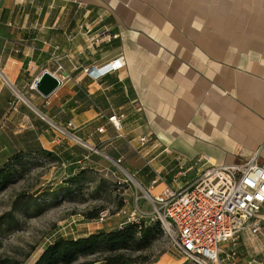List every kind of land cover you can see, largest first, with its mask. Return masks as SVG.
<instances>
[{
    "label": "crops",
    "instance_id": "1",
    "mask_svg": "<svg viewBox=\"0 0 264 264\" xmlns=\"http://www.w3.org/2000/svg\"><path fill=\"white\" fill-rule=\"evenodd\" d=\"M117 58L96 80L84 72ZM45 70L68 77L47 99L28 87ZM30 112L119 157L128 146L106 118L123 112L127 139H151L129 170L152 195L174 187L178 163L179 185L191 180L203 156L220 166L257 153L264 167V0H0V126ZM236 250L234 264L264 256V226Z\"/></svg>",
    "mask_w": 264,
    "mask_h": 264
},
{
    "label": "rangeland",
    "instance_id": "2",
    "mask_svg": "<svg viewBox=\"0 0 264 264\" xmlns=\"http://www.w3.org/2000/svg\"><path fill=\"white\" fill-rule=\"evenodd\" d=\"M55 66L56 71H62V65L60 70L57 64ZM32 83L33 80L28 82L29 88ZM14 91L15 95H18V91ZM14 118L11 123L0 126V165L18 151L44 150L53 153L56 160L41 159L39 156L34 158L36 165L32 170L0 196V216L10 211L9 208L17 194H25L28 198L36 197L42 202V211L30 210L26 215H16L18 219L12 223L11 228L0 229L1 259H9L16 264H33L44 246L49 244L48 241L117 228L127 222L136 206L148 214L141 218L140 222L154 219L151 206L142 197V186L138 185L133 172L129 170L139 168L143 161L129 150L130 148L125 147L126 153L120 157L115 151L103 155L89 150L83 145L84 142L79 144L71 137L65 138L64 141L62 138H56L64 136L58 132L59 126L50 123V127L32 112L23 126L18 124V114ZM70 133L73 134L72 131H69ZM53 139L59 143H51ZM67 155L70 159L68 161ZM117 158H121L123 172L116 170L112 164ZM79 172H83L85 181L81 182L79 190L70 184L72 194L66 197L65 188L69 186L66 181ZM126 175L132 177V181L127 180ZM49 189L58 193L57 199H45L52 195ZM136 197L139 198L137 203ZM92 210H102L100 213H105L102 221L85 219L84 214ZM154 244L142 255L150 257L151 260L147 264H196L185 261L177 253L171 234L164 233ZM84 261L104 264L100 256L80 260Z\"/></svg>",
    "mask_w": 264,
    "mask_h": 264
},
{
    "label": "built area",
    "instance_id": "3",
    "mask_svg": "<svg viewBox=\"0 0 264 264\" xmlns=\"http://www.w3.org/2000/svg\"><path fill=\"white\" fill-rule=\"evenodd\" d=\"M100 35H98L99 37ZM58 65V70L61 66ZM124 66L122 58L112 60L101 68H88L84 72L94 80ZM105 70L100 71V69ZM56 76V75H55ZM57 78V77H56ZM68 77H61L62 80ZM38 78L33 80V89ZM92 106H95L91 102ZM97 107V106H95ZM102 115V114H101ZM123 112L113 113L106 123L125 140L128 148L142 160L144 150L149 145V136L127 139L122 133ZM66 138L83 144L78 138L57 128ZM98 134L105 132V126L96 129ZM85 147L86 145L83 144ZM91 151L95 148L87 147ZM150 160L145 166L151 169ZM201 171L179 185V177L186 175L183 165L178 163L179 175L171 181L174 187L164 185L157 195H152L143 187V199L151 206V221H159L165 234L172 235L175 249L185 261L196 264L237 263L239 256L236 246L243 232L251 235L262 234L264 226V167L257 163V153L242 164L212 165L206 158L200 157ZM116 170L123 172L121 158L112 162ZM132 181V177L126 175ZM161 179V178H160ZM162 181V179L160 180ZM126 182V181H124ZM121 183V182H119ZM138 183V182H137ZM139 186L140 183H138ZM136 197V203L138 202ZM146 212L136 206L127 219V223L138 224ZM105 213H100L96 221H102ZM50 243V241H48ZM246 264H264V256L251 259Z\"/></svg>",
    "mask_w": 264,
    "mask_h": 264
},
{
    "label": "trees",
    "instance_id": "4",
    "mask_svg": "<svg viewBox=\"0 0 264 264\" xmlns=\"http://www.w3.org/2000/svg\"><path fill=\"white\" fill-rule=\"evenodd\" d=\"M38 156L41 159L56 160L53 153L44 150L18 151L10 155L0 165V196L32 170L33 166L36 165L34 158L37 159ZM66 159L68 161V155ZM82 173L79 172L66 181L69 184L65 188L67 195L65 192L61 193L69 197L72 194L70 184L75 185L76 190H79L81 182L86 179ZM49 191L52 195L47 196L45 194L44 196H47L45 199L58 198V193H54L51 189ZM41 205L42 202L36 197L28 198L25 194H17L9 208L10 211L0 216V229L8 230L11 228L12 223L18 219L16 215H26L30 210L42 211ZM101 211L86 212L84 217L86 220L96 222ZM163 235L164 232L159 221H142L138 224L124 222L117 228L98 230L89 233L87 236L54 239L44 246L33 264H92L86 261L80 262V260L88 257L95 258L96 256H100L104 264H147L151 260L150 257L142 255L148 252ZM0 264L16 263L6 258H0Z\"/></svg>",
    "mask_w": 264,
    "mask_h": 264
},
{
    "label": "water",
    "instance_id": "5",
    "mask_svg": "<svg viewBox=\"0 0 264 264\" xmlns=\"http://www.w3.org/2000/svg\"><path fill=\"white\" fill-rule=\"evenodd\" d=\"M61 85L60 80L48 71H43L38 78L34 90L44 99L52 95Z\"/></svg>",
    "mask_w": 264,
    "mask_h": 264
},
{
    "label": "bare ground",
    "instance_id": "6",
    "mask_svg": "<svg viewBox=\"0 0 264 264\" xmlns=\"http://www.w3.org/2000/svg\"><path fill=\"white\" fill-rule=\"evenodd\" d=\"M103 70H105V68H103V69H100V71H103Z\"/></svg>",
    "mask_w": 264,
    "mask_h": 264
}]
</instances>
